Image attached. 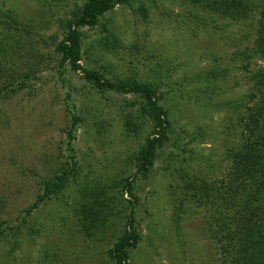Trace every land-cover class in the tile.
<instances>
[{"label": "rangeland", "instance_id": "obj_1", "mask_svg": "<svg viewBox=\"0 0 264 264\" xmlns=\"http://www.w3.org/2000/svg\"><path fill=\"white\" fill-rule=\"evenodd\" d=\"M84 2L0 0V17L17 20L0 22V264H115L110 252L131 222L140 241L128 264H222L206 232L216 208L201 200L230 178L248 70L263 64L248 58L256 18L226 19L190 0H126L82 29L84 68L152 85L168 112L169 140L143 177L136 157L153 128L142 98L61 65V23Z\"/></svg>", "mask_w": 264, "mask_h": 264}, {"label": "trees", "instance_id": "obj_2", "mask_svg": "<svg viewBox=\"0 0 264 264\" xmlns=\"http://www.w3.org/2000/svg\"><path fill=\"white\" fill-rule=\"evenodd\" d=\"M123 1L126 0H85L72 18L61 23L64 36L56 50L62 55V66L69 64L75 72H83L85 79L98 89L132 93L142 98L140 111L151 120L153 128L136 157L137 173L146 177L158 157V151L169 140L171 127L168 112L159 103L157 88L138 79L116 82L98 71L82 66V29L95 28L106 12ZM191 1L197 9L226 19L229 17L238 21L256 18L257 27L253 28L255 45L253 54L250 53L248 58L255 55L262 59L263 64L256 72L248 70L252 89L248 95V104L243 107L244 112L238 120L241 128L240 142L231 150L234 162L230 178L225 185L209 189L207 194L211 195L205 196L206 201L201 200V206L206 204L216 208L207 217L206 232L221 252L222 264H264V0ZM140 10L146 12L145 7ZM0 22H4L3 27L9 29L16 26L17 20L10 14L5 18L0 17ZM78 122L80 118L75 116L72 127ZM75 171L73 166L57 176L58 182H47L45 194L40 200L60 191L68 175ZM124 188L134 197L133 180L127 179ZM139 241L140 235L131 222L110 252L115 264H128L130 250L136 249Z\"/></svg>", "mask_w": 264, "mask_h": 264}]
</instances>
